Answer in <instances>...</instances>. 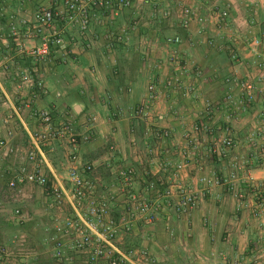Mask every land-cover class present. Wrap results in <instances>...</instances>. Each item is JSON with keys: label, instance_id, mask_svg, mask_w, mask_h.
Masks as SVG:
<instances>
[{"label": "crops", "instance_id": "1", "mask_svg": "<svg viewBox=\"0 0 264 264\" xmlns=\"http://www.w3.org/2000/svg\"><path fill=\"white\" fill-rule=\"evenodd\" d=\"M132 1V7L117 16L95 9L84 37L77 26L56 17L54 28L62 45H51L49 54L37 60L15 51L7 37L6 16L31 19L41 7L62 13L63 0H0V119L13 113L18 98L29 96V90L17 86L22 71L32 72L47 89L35 105L49 110L54 124L69 122L79 134L90 128V140L80 144L78 153L83 162L93 164L91 177L98 190L112 191L114 218L119 217L124 202L115 178V170L122 165L135 170L137 192L149 181L156 183L157 192L175 185L203 191L187 213L160 210L154 222L138 221L131 230H121L116 240L119 249H144L153 259L150 264H261L257 249L264 247V208L258 206L250 187L264 182L260 159L264 145V0ZM185 9L192 11V18L182 28ZM165 11L166 17L162 15ZM222 11L227 12L225 19L219 17ZM173 36L181 42L167 45L165 39ZM254 40L258 41L256 51L252 50ZM23 41L26 46L41 43L39 37ZM174 78L180 80L179 92L164 87ZM244 82L254 85V100L242 112L227 106L224 97L230 94L237 101L239 85ZM150 85L157 95L150 103V117L137 119L133 110L148 103ZM188 87L194 93L183 96ZM205 102L212 104L214 135H199L197 151L175 173L174 165L182 161V133L196 121ZM18 120L10 126L15 133L12 143L19 152L3 162L13 169L29 149L28 132L39 127L26 114H19ZM5 129L0 126V138L6 136ZM164 129L169 131L166 140L157 135ZM220 136L230 137L233 146L228 150L217 146L213 138ZM66 160L64 145L56 142L47 161L50 175L59 181L65 176ZM235 161L245 195L241 203L224 185L204 190L200 177L226 178ZM6 181L0 174V207L12 198L17 204L24 203L25 189L35 187L26 185L16 196L6 189ZM39 189L44 200L53 204L45 189ZM52 224L43 228L42 247L26 248V237H20V246L12 250L16 235L0 246L11 252L9 263L52 264L46 242V229ZM10 225L17 224L7 217L6 226ZM81 259L73 256L67 264H89Z\"/></svg>", "mask_w": 264, "mask_h": 264}, {"label": "built area", "instance_id": "2", "mask_svg": "<svg viewBox=\"0 0 264 264\" xmlns=\"http://www.w3.org/2000/svg\"><path fill=\"white\" fill-rule=\"evenodd\" d=\"M64 11L55 13L50 8L41 7L31 19L8 14L6 16L7 37L12 41L14 49L18 54H24L34 59L41 60L49 54V47L55 45L60 47L62 39L54 28L56 17L67 24L75 25L80 36L86 34L92 13L99 9L103 13H111L117 16L120 11L129 9L133 5L132 0H63ZM2 10L0 9V12ZM164 17L168 16L165 11ZM227 16L226 11L219 15L221 19ZM192 18V11L185 9L180 18L182 28H187ZM135 22L133 26H135ZM1 32V30H0ZM2 33H0L1 36ZM41 39L39 46H26L23 38L27 41L36 38ZM167 45L179 44V36L165 39ZM258 41H252V50L256 51ZM10 56L6 59L9 61ZM235 59V55H232ZM199 76L200 72L195 71ZM231 82V79H226ZM164 87L169 91H180V80L174 78L165 82ZM18 90H29L28 97L17 99L18 105L13 108L5 118L0 119V126L6 127V136L0 138V174L7 177L6 189L16 196L26 185L45 189L51 196L57 207L65 206L69 216L58 217L53 221L51 228H47V245L51 257L56 264L69 262L73 256H82L89 264H150L152 257L144 249L121 250L116 245L118 234L121 230L129 231L138 221L152 223L155 221L160 210L170 209L178 214L190 211L198 199L203 196V191H195L181 185L166 188L163 191H156V183L149 181L142 191L134 190L135 170L130 166L122 165L115 170V178L118 182L117 191L123 196L124 202L122 211L116 219L112 216L110 199L112 191H100L91 174L94 166L90 162H83L78 148L80 144L90 140V128L85 129L86 133H77L69 122L54 124L53 117L49 110L38 108L35 100L40 95H45L47 89L44 81L29 71H22L18 79ZM240 95L234 101L232 95L226 94L224 103L230 107H238L244 111L246 104L254 100V85L251 82H244L239 85ZM148 103L141 104L133 110L137 119L147 120L150 117V103L156 100L154 85L148 86ZM194 93L193 88L188 87L183 93L187 96ZM19 114H26L29 119L38 123L39 127L28 132L29 149L26 151L24 161L16 169L4 165L7 157L19 152L17 146L12 143L15 137L14 130L10 126L12 120L19 119ZM212 104L205 102L203 109L190 129L183 131V147L181 149L182 161L174 165L175 173L184 167L185 161L190 159L192 152H196L198 137L201 134L214 135L212 124ZM19 121V120H18ZM22 122V120L20 119ZM23 123V122H22ZM160 139H168L169 131L164 129L157 133ZM217 146L230 149L233 146L232 139L228 136L213 138ZM58 142L64 145L66 152L65 176L61 181L54 175H50L47 155L53 145ZM152 153V149H148ZM260 159L264 166V145L260 147ZM238 161L232 164V169L226 178L216 176L200 177L199 182L205 186L224 185L233 197L241 203L244 192L239 186L237 175ZM251 190L258 206L264 208V182L251 185ZM154 193L153 198L150 194ZM11 221L21 224L25 221L21 210L14 209L10 212ZM258 257L264 264V247L257 249ZM11 252L0 247V260L3 264L9 263Z\"/></svg>", "mask_w": 264, "mask_h": 264}, {"label": "rangeland", "instance_id": "3", "mask_svg": "<svg viewBox=\"0 0 264 264\" xmlns=\"http://www.w3.org/2000/svg\"><path fill=\"white\" fill-rule=\"evenodd\" d=\"M25 190L26 198H24L26 201L24 203L17 204L18 202L15 198H12V200L0 207V246L7 244L10 240L9 238L16 235L14 237L15 239L13 238V246H10L12 250H16L20 246L18 244L21 243L18 241L21 239L20 237H26V248H30L31 246L42 247L45 239L43 232L44 226L52 223V221H54L52 219L57 216L61 218L69 216V212L65 206L58 208L55 203L46 202L44 200V195L41 193V189L37 187H28V189L26 188ZM15 208L21 209L25 222L14 226H6V218L9 217V212ZM56 208H58L60 212ZM22 233L23 236H20ZM42 259L44 262L45 258L42 257Z\"/></svg>", "mask_w": 264, "mask_h": 264}, {"label": "trees", "instance_id": "4", "mask_svg": "<svg viewBox=\"0 0 264 264\" xmlns=\"http://www.w3.org/2000/svg\"><path fill=\"white\" fill-rule=\"evenodd\" d=\"M80 257H82V256H80ZM50 262L52 263V264H56V260L54 259V258H52V257H50ZM68 263V262H67ZM67 263H64V264H67ZM50 264V263H49Z\"/></svg>", "mask_w": 264, "mask_h": 264}]
</instances>
